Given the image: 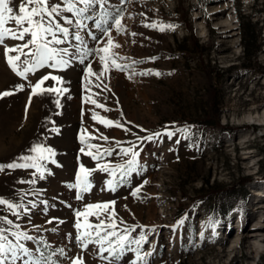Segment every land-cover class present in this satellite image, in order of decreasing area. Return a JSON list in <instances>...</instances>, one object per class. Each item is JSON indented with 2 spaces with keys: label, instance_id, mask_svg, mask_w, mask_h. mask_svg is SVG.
Returning <instances> with one entry per match:
<instances>
[{
  "label": "rangeland",
  "instance_id": "obj_1",
  "mask_svg": "<svg viewBox=\"0 0 264 264\" xmlns=\"http://www.w3.org/2000/svg\"><path fill=\"white\" fill-rule=\"evenodd\" d=\"M261 1L107 0L89 8L86 18L65 12L72 24L56 19L70 35L58 33L63 43L51 46L67 50V63L54 68L49 62L25 77L17 72L34 63V55L26 53H34L35 46L7 49L21 47L31 36L5 38L0 230L7 239L27 248L40 264H264V247L252 257L244 240L231 252L228 246L235 232L255 230L257 217L264 219V207L257 208L264 205V124L238 121L264 107V20L255 13ZM51 2L64 6L62 0ZM238 9L260 29L257 63L250 67L241 58ZM212 10L233 22L228 41L213 24ZM7 27L15 29L14 22ZM44 76L49 79L34 93L32 86ZM84 79L96 89L89 103L80 98ZM210 90L220 124L234 132L190 125L207 108ZM84 125H98L99 131L85 136ZM37 147L45 149L44 159L33 151ZM130 147L139 153L134 172L121 179L119 172L114 178L102 169L126 165L131 154L121 150ZM12 163L29 167H6ZM82 165L90 170L87 192L75 187ZM239 176L249 177L244 188ZM112 231L117 235L110 237L111 250L105 240L101 252L96 241ZM12 233L32 239L17 240ZM122 236L127 239L118 240ZM17 255L15 264L30 259L19 249Z\"/></svg>",
  "mask_w": 264,
  "mask_h": 264
},
{
  "label": "snow or ice",
  "instance_id": "obj_2",
  "mask_svg": "<svg viewBox=\"0 0 264 264\" xmlns=\"http://www.w3.org/2000/svg\"><path fill=\"white\" fill-rule=\"evenodd\" d=\"M107 0H62L63 7H61L60 2H51V0H20V3L18 6L13 5V0H0V43L4 41L5 38H11V39H20L23 40L25 35L28 34L31 36V39L27 42H25L21 47L19 48H9L7 51H22L23 48H28L30 45L35 46L34 53H26V55H34L35 60L34 63L26 67L24 71L17 72V75H20L21 77H25V74L29 71H34L35 68L41 67L43 65L51 63V67H62L67 63L66 60L63 59V55H68L66 49L57 50L55 47H52L51 45H59L63 43L61 39L58 38V33L62 34L64 37H67L70 35L69 29L67 27H64L61 25V23L56 19L59 17L61 20L64 21L65 24H72V20L68 19L63 15V13L68 12L72 15L78 17V18H86L84 17V13L89 10L94 4H104ZM77 3H82L85 5L84 8H77ZM81 19L77 20V24L81 23ZM10 22H14L15 29L12 27H7V25ZM117 25L120 24V20L117 19L115 21ZM27 24V27L24 25ZM98 28L100 27L99 24L96 25ZM51 37V39H49ZM75 39L79 41L81 38L79 35L75 36ZM108 43L111 44V39L108 40ZM118 47V45H116ZM101 51H106V49H101ZM20 57H15V60H19ZM103 59V58H102ZM28 62L25 61V64ZM9 64L12 66L13 71H16V65L13 62L12 58H9ZM158 75V73H157ZM49 79L48 76H44L41 79L38 80V82L32 86L33 92L35 93V90L37 88H40V86L44 83L45 80ZM53 80H57V77H51ZM21 90L23 89V86H19ZM46 91H56L55 89H46ZM10 93H4V95H9ZM127 131V129H125ZM143 131V129H142ZM169 136L172 135V133H167ZM159 135V134H155ZM147 139H152L151 136L147 137ZM33 151H37L41 153L40 159H44L45 157L42 155V153L45 151V149L37 147L34 148ZM49 155H54V153L51 152V150H47ZM125 156L131 154V159H129L126 162V165H117L114 169H109L108 166L102 165V169L106 172H109L114 178L116 177L117 173H120L121 179H123L125 176L130 175L132 172L135 171L136 168V157L139 155L138 152L133 151V148H126L121 150ZM108 155H111L110 152L107 153ZM97 156H94L93 159H97ZM21 159H28L25 157H22ZM36 166V165H32ZM5 165H0V169H3ZM8 168H18V167H29L28 164H8L6 165ZM81 173L83 174L80 177H77V185L75 187H79L82 192H87L91 187V183L88 180V175L90 174V170L87 168H84L83 165L80 169ZM112 181H109V186L111 187ZM136 191H139V188L136 189ZM135 195V193H133ZM5 203V201L0 200V204ZM107 207V204L105 205H89V208L92 207ZM9 208H12L13 206L11 204L8 205ZM81 213L77 212V216H80ZM8 224H11L12 221H7ZM104 222L101 221V225ZM101 225H87L89 228H100ZM77 228H80V224H77ZM96 236H100V233L97 231ZM13 236L16 237L17 240L21 239L23 237L24 239H32L31 237H28L24 234H17L12 233ZM89 237L92 236V233H86ZM117 234L112 232H105V235L103 237H100L99 240L96 242L101 245L100 251H105V248L103 247V243L105 240L108 241L109 244V250H111L112 247V241L110 237L116 236ZM126 236L118 237V240H126ZM88 242H91L89 240ZM85 248L87 247V243H85ZM124 245L121 243L120 248L123 249ZM17 249L20 250L24 255L29 256V261H26L25 264H40L39 261H32L31 260V253H29L28 249L25 248L23 245H14L11 241L7 239V237L3 234V230H0V264H15L16 260L19 259L17 255ZM116 259H119V257H116Z\"/></svg>",
  "mask_w": 264,
  "mask_h": 264
},
{
  "label": "trees",
  "instance_id": "obj_3",
  "mask_svg": "<svg viewBox=\"0 0 264 264\" xmlns=\"http://www.w3.org/2000/svg\"><path fill=\"white\" fill-rule=\"evenodd\" d=\"M257 2L258 0H254ZM260 9L255 11L256 14L261 15V21L264 20V0L261 1ZM239 15V29H240V44L242 47V61L244 67H250L256 62V54L260 47V29H257L258 21L252 22L248 17L241 15V10L238 9ZM247 64V65H246ZM208 101H207V108L203 110L200 116L193 119L190 125L195 126L201 130H216V131H227V132H234L235 130L228 127L227 125H222L218 119V109L217 105L214 102V93L212 90L208 92ZM264 139V138H263ZM249 180L248 176H239L238 183L239 186L244 188L246 182ZM215 193V192H214ZM205 196L200 197V200H203Z\"/></svg>",
  "mask_w": 264,
  "mask_h": 264
},
{
  "label": "bare ground",
  "instance_id": "obj_4",
  "mask_svg": "<svg viewBox=\"0 0 264 264\" xmlns=\"http://www.w3.org/2000/svg\"><path fill=\"white\" fill-rule=\"evenodd\" d=\"M219 9H227V7L221 6V7H219ZM212 13H213L212 14V22H213V24L217 25V29L219 30L220 37L222 39H225V41H228L227 38L234 35V33H235V32L230 33L231 30L235 29L233 22H230V20L227 18H221L219 16V12H216V10H212ZM85 79H84L83 86L86 89H83L85 91L82 92V94H80V98L85 103H89L93 100V98H94L93 93L96 92V89L93 87V84L90 81L85 80ZM86 111L88 112L87 108H86V110L82 109L83 114H86ZM84 116H86V115H84ZM238 121L244 122V123L247 122V123L255 124V125H263L264 124V107L259 109V110H251V111L244 113L238 119ZM262 207H264V205L257 206V208H262ZM254 222H256L254 224V226L256 227L255 230L245 231L244 234L243 233L241 234L239 232H235L233 234L234 236L231 238V240H229L230 243L228 245L230 252L233 251L237 247L236 246V240L237 239L244 240V242H245L244 248H245L246 252L249 253V255H251L252 257L257 256L262 251V249L264 247V229H263L264 228V219H262L261 216H258L256 221H254ZM229 264H231V262Z\"/></svg>",
  "mask_w": 264,
  "mask_h": 264
},
{
  "label": "crops",
  "instance_id": "obj_5",
  "mask_svg": "<svg viewBox=\"0 0 264 264\" xmlns=\"http://www.w3.org/2000/svg\"><path fill=\"white\" fill-rule=\"evenodd\" d=\"M81 106H82V104H81ZM83 106L85 107L84 104H83ZM87 107H88V106H87ZM87 107H85L84 110H86ZM87 109H88V108H87ZM79 114H80V113H79ZM79 118L82 119V120H84V118H86V116H81V115H79ZM86 127H87L88 129L90 128V127H88V125H84V126L81 128V130H82V132H84L85 136H89V135L94 134L95 130H94V131H91V130H88V131H87V129H85ZM95 127L98 128V125H93V127H91V128H95ZM91 128H90V129H91ZM98 131H99V128H98ZM98 131L96 130V132H98ZM96 132H95V133H96Z\"/></svg>",
  "mask_w": 264,
  "mask_h": 264
}]
</instances>
